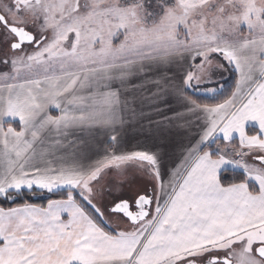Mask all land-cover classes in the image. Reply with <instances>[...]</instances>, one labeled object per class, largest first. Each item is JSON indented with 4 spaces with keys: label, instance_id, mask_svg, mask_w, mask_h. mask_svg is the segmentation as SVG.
I'll return each instance as SVG.
<instances>
[{
    "label": "snow or ice",
    "instance_id": "1",
    "mask_svg": "<svg viewBox=\"0 0 264 264\" xmlns=\"http://www.w3.org/2000/svg\"><path fill=\"white\" fill-rule=\"evenodd\" d=\"M0 64V198L62 196L0 207V264H264V0H0Z\"/></svg>",
    "mask_w": 264,
    "mask_h": 264
},
{
    "label": "trees",
    "instance_id": "2",
    "mask_svg": "<svg viewBox=\"0 0 264 264\" xmlns=\"http://www.w3.org/2000/svg\"><path fill=\"white\" fill-rule=\"evenodd\" d=\"M231 84L228 88L224 89L223 94H217L216 97H206L202 95H196L189 93L192 95L193 99H196L198 103H206V104H214L218 102H222L224 98H226L228 95L231 94V91L234 88V82H235V75L232 73L231 75ZM249 132L251 134V128H249ZM233 143H237V141H233ZM221 146H223L222 141L220 142ZM213 148L215 145L212 146ZM240 176V172L236 171H230L227 170L226 172L222 173V182L225 184L231 183V182H238ZM62 198L61 194L55 193V194H42L40 192H37L35 195L32 194H25L22 197H18L15 202L12 201H6L2 198H0V207L8 208V207H16L19 206L22 203H32L37 206H45L47 204L48 199H60ZM107 228V226H105ZM110 230V229H109Z\"/></svg>",
    "mask_w": 264,
    "mask_h": 264
},
{
    "label": "crops",
    "instance_id": "3",
    "mask_svg": "<svg viewBox=\"0 0 264 264\" xmlns=\"http://www.w3.org/2000/svg\"><path fill=\"white\" fill-rule=\"evenodd\" d=\"M228 70L230 71L231 75H232V73L235 75V79H236V74L233 71H231V69H228ZM225 75H226V73L225 74L222 73L221 76H219V78H216V79H220V77H222V78L226 77ZM212 86H215V84H213ZM190 92L192 94L205 96L202 92L200 93L199 91L198 92L200 94H198L195 91H190ZM206 97H211V96H206ZM50 111H51L52 115H57L58 114L57 110H55L54 108L51 109ZM13 126L18 128V123H14ZM193 137H194V139H193V142H194L195 138H196L194 133H193ZM236 141H237V143H234V144H236L238 146V138L236 139ZM128 143H129L130 147L135 148V140L134 139L129 138L128 139ZM222 143L224 144L223 141H222ZM215 147H216V145H215ZM176 155H179V150L177 151ZM169 164H170V167H171V162H169ZM229 170L230 171L239 172V170H236V169H229ZM123 188H124V191L126 190V191H128L130 193V196H131L130 199H133L135 197V195L137 194V192H142L144 188H147L150 191V194H151V184L148 181V177L137 176V177H134V178H130L128 181H126L123 184L121 189L123 190ZM42 194H49V193L43 192ZM53 194H55V193H53ZM127 199L130 200L129 198H127ZM133 209H134V206L131 208V210H133ZM66 218L67 217L65 216V219Z\"/></svg>",
    "mask_w": 264,
    "mask_h": 264
},
{
    "label": "rangeland",
    "instance_id": "4",
    "mask_svg": "<svg viewBox=\"0 0 264 264\" xmlns=\"http://www.w3.org/2000/svg\"><path fill=\"white\" fill-rule=\"evenodd\" d=\"M8 70L9 69L5 65L0 64V72H5V71H8ZM225 73H226V75H225L226 77H223V78L220 77V79H216V78H219V76H221L220 73L216 74V76H215V83H214L215 87L222 88V90L228 88L230 86L231 82H232L231 81L230 71L226 70V71L223 72V74H225ZM195 92H197L198 94L201 93V91H199L200 93L198 91H195ZM121 188L122 187L117 189L114 194L122 196L123 198H126V199L127 198L130 199L131 198L130 193L128 191H126V190L124 191V188H123V190ZM149 194H150V191H149ZM105 200L107 202H110L112 200V195H107L105 197ZM130 200H132V199H130ZM127 223L128 222H127L126 218H121V219L118 220L116 217H112V218L108 219V224L112 225V229H110V230H113V229L121 230V228L127 226ZM117 225H119V227H117ZM105 226H107V225H105Z\"/></svg>",
    "mask_w": 264,
    "mask_h": 264
},
{
    "label": "flooded vegetation",
    "instance_id": "5",
    "mask_svg": "<svg viewBox=\"0 0 264 264\" xmlns=\"http://www.w3.org/2000/svg\"><path fill=\"white\" fill-rule=\"evenodd\" d=\"M132 211H136V208L134 207V209Z\"/></svg>",
    "mask_w": 264,
    "mask_h": 264
}]
</instances>
